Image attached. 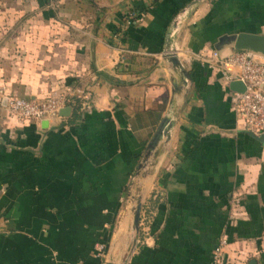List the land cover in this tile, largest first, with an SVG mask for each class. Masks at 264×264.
Listing matches in <instances>:
<instances>
[{
    "label": "crops",
    "instance_id": "crops-1",
    "mask_svg": "<svg viewBox=\"0 0 264 264\" xmlns=\"http://www.w3.org/2000/svg\"><path fill=\"white\" fill-rule=\"evenodd\" d=\"M189 1L0 0V88L64 92L71 107L21 119L0 93V264H212L222 238L225 264H264V144L195 58L236 49L224 35H264V0H206L182 25L191 93L131 251L129 187L169 105L163 52Z\"/></svg>",
    "mask_w": 264,
    "mask_h": 264
},
{
    "label": "water",
    "instance_id": "water-1",
    "mask_svg": "<svg viewBox=\"0 0 264 264\" xmlns=\"http://www.w3.org/2000/svg\"><path fill=\"white\" fill-rule=\"evenodd\" d=\"M204 1L206 0H190L177 12L168 29L163 59L166 61L169 70L171 95L166 114L148 144L129 187L132 201L130 211L132 215L131 237L133 246L131 251L137 244L140 231L145 200L143 185L148 178L156 176L164 158L170 153L177 124L191 93L192 81L190 72L177 52L175 42L184 22ZM225 44H233L236 49H250L264 54V35L261 34L238 33L237 35H224L220 38L219 48ZM230 88L241 92L245 89V85L241 81H233L230 83ZM70 113V106H66L60 111L61 116H68ZM247 133L264 144V133L256 134L253 131H247ZM137 187L140 188V191L135 190ZM128 258L122 262H115L107 258L104 264H127Z\"/></svg>",
    "mask_w": 264,
    "mask_h": 264
},
{
    "label": "built area",
    "instance_id": "built-area-1",
    "mask_svg": "<svg viewBox=\"0 0 264 264\" xmlns=\"http://www.w3.org/2000/svg\"><path fill=\"white\" fill-rule=\"evenodd\" d=\"M132 16L134 13H131ZM195 58L222 73L227 84L233 81L244 83L245 89L241 92L229 90L233 110L241 129L256 134L264 133V54L250 49H233L228 52L215 49L209 54H195ZM0 93L7 97L14 115L35 121L61 118L60 111L70 100L64 92L51 94L42 100L6 94L3 88H0ZM226 243L227 239L222 238L213 253L212 264H225Z\"/></svg>",
    "mask_w": 264,
    "mask_h": 264
},
{
    "label": "trees",
    "instance_id": "trees-1",
    "mask_svg": "<svg viewBox=\"0 0 264 264\" xmlns=\"http://www.w3.org/2000/svg\"><path fill=\"white\" fill-rule=\"evenodd\" d=\"M77 108H78V105L76 106ZM76 113H74V115H75Z\"/></svg>",
    "mask_w": 264,
    "mask_h": 264
}]
</instances>
